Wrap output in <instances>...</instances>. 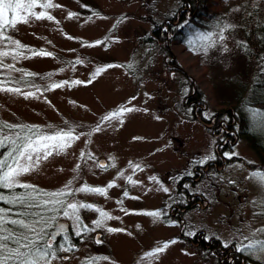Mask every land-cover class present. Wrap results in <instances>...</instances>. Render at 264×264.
<instances>
[{"label":"rangeland","instance_id":"374dc122","mask_svg":"<svg viewBox=\"0 0 264 264\" xmlns=\"http://www.w3.org/2000/svg\"><path fill=\"white\" fill-rule=\"evenodd\" d=\"M52 3L51 8L37 6L32 11L46 12L53 19L29 16L27 23H17L4 33L25 46L16 49L9 41L0 42V50L10 53L0 57L6 64L5 70L16 75L32 71L48 73V77L39 81L32 77L35 81L28 87H18L12 79L13 84L1 83L5 89L19 88L20 92L0 91V114L9 122L39 126L49 133L73 130L78 138L71 141L70 147L54 152L20 180L49 192L72 181L74 195L65 199L95 206L78 213L90 229L95 228L92 222L100 219L95 209L112 217L94 231L75 235V242L70 233V229L75 233V220L59 216L58 220L66 222L64 235L72 247L70 251L58 252L59 258L52 264H86L92 256L109 257L99 264H215L210 259L204 261L185 253L176 238L177 224L163 219L166 215L159 210L170 189L168 185L173 183L169 181L186 161L183 149L189 152L186 156L194 158L193 151L205 150L204 154L214 143V136L183 105L189 89L186 77L179 72L168 73L164 62L169 57L161 53L157 44L143 39L152 27L150 20L153 17L165 20L175 8V0H52ZM221 35L224 39L218 35L200 50L192 52L178 45L174 51L188 75L205 88L208 115L221 106L217 104L218 81L229 75L232 61L239 55L232 36ZM21 52L22 56L16 55ZM34 52L51 55H33ZM208 63L209 67L204 65ZM98 68L104 70L96 75ZM56 84L62 86L53 87ZM122 108L133 110L103 119ZM262 113L251 108L249 121L251 127L264 133ZM239 143L234 147L236 153L257 160L245 141ZM241 167V164L227 167L224 177L239 173ZM220 176L213 180L219 182ZM248 180L246 197L240 204L243 216L233 214L232 202L235 191H243L244 183L229 182L220 187V206L217 194L210 193V203H216L214 209L218 208L217 217H223L226 233L232 231L233 223L245 233L258 230L255 224L264 228V214H259L264 211L261 203L264 186L253 174ZM85 184L104 188L106 194L75 192ZM196 211L208 230L221 232L223 226L217 227L220 223L214 221L210 210ZM151 212L160 215L147 214ZM247 212L251 218L246 216ZM108 228L122 231L109 232ZM234 234L239 240L240 234ZM97 239L102 243L97 244ZM57 240L63 242V236ZM158 241H161L158 245L154 244ZM166 242L168 247L164 251L145 256Z\"/></svg>","mask_w":264,"mask_h":264},{"label":"snow or ice","instance_id":"6c2138e0","mask_svg":"<svg viewBox=\"0 0 264 264\" xmlns=\"http://www.w3.org/2000/svg\"><path fill=\"white\" fill-rule=\"evenodd\" d=\"M37 6L47 9L54 5L52 0H44L43 3L40 0H0V42L9 41L15 45L16 49L25 47L4 33L9 27L14 28L17 23H27L29 16L36 19L45 17L49 20L53 19L46 12L38 14L33 12L32 9ZM229 27L231 26H224L225 29ZM203 38L210 41L211 34H204ZM220 39H224L223 35H220ZM9 55V51L0 50V57ZM16 55L22 56L23 53ZM33 55L51 54L34 52ZM13 58L15 59L16 56ZM0 65H2V61H0ZM103 70L98 68L96 75H99ZM73 83L79 84L81 81ZM61 86L60 84L53 85V87ZM3 90L20 92L19 88L5 89L0 86V91ZM27 95H33V93ZM132 110L122 108L119 113H112L103 119L109 120L118 114ZM5 129L8 131L6 132ZM77 138L71 129L67 131L59 129L49 133L42 131L39 126L12 125L0 122V150H3L0 151V205H6V207L0 206V264H52L59 258L58 252L70 251L72 245L69 244L68 237L64 235L67 226L58 222L59 216L75 220L74 231L77 236L94 231L95 228L102 227L105 220L112 219L108 213L95 209L100 216V219L92 222L95 228L90 229L84 225L78 214L79 210L94 209L95 206L65 199L74 195L71 189L72 181H68L60 190L49 192L20 180L21 176L35 171L40 163L47 160L54 152L59 153L70 147L71 141ZM253 176L261 186H264V173H254ZM128 179L131 181V177ZM108 187H112V184H109ZM17 188L23 191L17 192ZM164 190L167 191V189ZM75 192L106 194V189L90 187L85 184ZM261 203L264 204V201ZM147 214L154 217L160 215L159 212ZM259 214H264V211ZM107 230L109 232L122 231V229L115 228ZM258 234L264 235V228L256 230L250 237H244L243 239L247 243H241L237 250L256 255L258 259H264V239L256 238ZM61 236H63V242H57V237ZM96 243L100 244L102 241L97 239ZM167 247L168 243L166 242L163 247H158L154 252L146 253L145 256L155 255ZM108 259L109 257L106 256H92L89 257L86 264H99V261Z\"/></svg>","mask_w":264,"mask_h":264},{"label":"trees","instance_id":"16d2710c","mask_svg":"<svg viewBox=\"0 0 264 264\" xmlns=\"http://www.w3.org/2000/svg\"><path fill=\"white\" fill-rule=\"evenodd\" d=\"M150 21L152 27L145 33L143 39L148 43L157 44L161 53L169 57L164 62L168 73L179 72L186 77L189 89L184 94L183 105H189L194 109L200 107V110H196L197 115L193 116L196 120L200 119L202 124L212 122L203 118V115H208L206 109H203L209 106L205 88L200 87L188 75L184 64L180 65V61L174 55L175 46L180 45L193 52L211 42L203 38L204 34H211V39L226 33L232 36L239 55L234 62L232 61L229 75L218 81L217 104L221 106L213 110L211 115H216L214 121L217 125L223 119L239 123L244 138L248 140L255 153L264 159V133L261 129L251 127L249 121L251 108L264 114V0H175V8L167 14L165 20L153 17ZM225 25L231 27L225 29ZM197 56L201 61L200 56ZM5 65V63L0 65L2 83L13 84L12 80H15L18 87H28L31 85L30 82L35 81L32 77L38 81L48 77L46 75L48 73L33 71L22 75L11 74L5 70ZM204 65L209 67V63ZM0 122L26 125L9 122L1 114ZM208 130L213 134L215 129ZM16 191L23 190L17 188ZM70 233L75 238L72 229ZM160 242L154 244L158 245Z\"/></svg>","mask_w":264,"mask_h":264},{"label":"flooded vegetation","instance_id":"af4514ba","mask_svg":"<svg viewBox=\"0 0 264 264\" xmlns=\"http://www.w3.org/2000/svg\"><path fill=\"white\" fill-rule=\"evenodd\" d=\"M186 107L191 110L194 116L197 115L196 110H200V107L195 109L189 105ZM205 109L207 107L203 110ZM215 117V114L203 115V118L212 121L209 124L204 122L203 125L207 129H215L212 134L214 143L211 146V150L204 154L202 153L205 150L201 152L193 151V156L195 157L192 158L186 156L189 152L183 149L186 161L183 167L176 171L175 177H172L173 180L169 181V183H173L168 185L170 189L166 196L162 198L159 210L162 212L161 215L163 213L166 215V217L162 216L163 219L177 224L176 238L184 247L183 251L185 253L194 254L193 256L196 258L199 256V259L204 261L210 259L215 264H264V259H258L255 255L237 250L241 243H247L243 238L250 237L252 232L245 233L244 229L238 228L236 223H233L231 224L232 231L227 230L229 232L226 233L224 231L225 221L221 219L223 217H217L218 212L216 209L218 208L214 209L216 203L215 205L210 203V199H212L210 193L213 194L214 192L220 200L219 206L222 204L220 187L222 188L229 182L237 185L244 183L243 191H235L234 201L232 202L233 214H241L243 216L244 211L241 209L240 204L243 203V198L246 197L245 190L249 182V175L264 173V159L255 153L248 140L244 138L243 129L239 127V123L227 122L223 119L217 125V122L214 121ZM199 120L197 119V121ZM239 141L246 142L250 150L254 151L257 160H251L236 153L234 147L240 144ZM235 164H241L242 166L239 173L224 177L223 174L224 172L226 173V168ZM219 174H221L219 182L213 180V177ZM125 188L128 189V186L126 185ZM196 210H210L215 218L214 221H219L220 223L217 227L222 228L223 226L219 230L221 232L208 230L207 223L198 218ZM195 212H197V215ZM246 216L249 217L250 212H247ZM255 223L257 222L255 221ZM255 225L256 228L261 229L259 224ZM235 232L240 234L239 240L235 238ZM256 238L264 239L260 235H257Z\"/></svg>","mask_w":264,"mask_h":264},{"label":"water","instance_id":"95a60500","mask_svg":"<svg viewBox=\"0 0 264 264\" xmlns=\"http://www.w3.org/2000/svg\"><path fill=\"white\" fill-rule=\"evenodd\" d=\"M58 222L59 223H62V224L66 223L65 221H61V220H58Z\"/></svg>","mask_w":264,"mask_h":264}]
</instances>
